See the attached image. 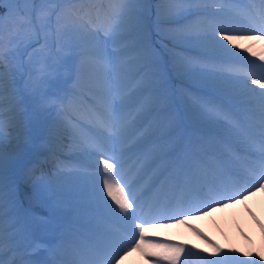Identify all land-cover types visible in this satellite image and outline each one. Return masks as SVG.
I'll return each mask as SVG.
<instances>
[{"label":"bare ground","instance_id":"6f19581e","mask_svg":"<svg viewBox=\"0 0 264 264\" xmlns=\"http://www.w3.org/2000/svg\"><path fill=\"white\" fill-rule=\"evenodd\" d=\"M145 2L146 9H142L140 12L143 10L144 13L147 12L144 20L151 38L158 41L164 52L163 54L160 49L152 45L162 75V82L157 81L147 90L132 93L130 100L121 104L120 114L127 117L129 113H135V124L130 129L127 138H111L103 133L105 143L108 145L107 154L111 153L116 161L123 158L118 168L123 174L125 163L133 161L131 166L137 165L138 171H142L143 176L146 175L149 182L161 178L166 186L181 187V185L179 186L180 181L185 182L188 186L191 184L196 186L207 174H193L188 168L192 164L198 163L201 155L213 158L210 150L223 153L227 148L226 141L211 131V128H217L223 133L231 135L236 143L243 144L242 138L234 136L235 128L226 121L229 119L232 123H237L242 116L223 98L231 97L240 107L254 110L253 115L248 112L250 118L255 119L256 123L260 121L261 99H256L255 95V93H259L258 85H253L242 75L240 76L235 69L238 64L234 61H236L235 57L243 59L247 57L262 62L256 61L257 65L264 64L261 59L264 57V47L261 45L263 51L253 50L249 45V39L241 34H236V31L226 33L232 35L235 40L234 44L224 41L228 46L227 51L220 44L214 42L212 39L214 30L228 28L214 24L213 18L210 15L207 16L204 10L205 8H220L222 5L218 2H211V0H185L183 3H180L179 0H147ZM79 18L81 17L74 19L75 26L83 23L84 27L82 34L77 37L82 40L89 56L95 55L97 42L83 33L95 32L99 29L103 35V26L105 25L101 24L98 27L90 24L84 18L83 21H80ZM219 18L220 16L217 14V19ZM228 22L234 25L230 20ZM262 41L264 42V39ZM116 47L118 45H113L111 42L107 45L109 50ZM128 55L131 56L134 53ZM124 58L114 55L112 61L119 63ZM231 67L233 68L229 73L228 70ZM78 68L80 74L78 78L83 81L89 97L96 96L99 99L109 96L115 97L119 101L121 95L132 92L134 87V73L130 71L127 77L121 78L120 83L116 85L117 91L109 93L107 81L114 80L116 76L113 73L110 77L108 68L97 63L95 57L80 58ZM256 77L257 74L254 73L253 78ZM245 83L256 91L246 89ZM69 88L71 91L76 90L71 85ZM212 90L219 95L210 93ZM149 95L152 97L153 103L149 105L148 110L137 115L138 105ZM245 99L251 101L244 102ZM99 104L102 110V104ZM70 116L73 115L70 114ZM85 117L86 114L83 113L78 115V118ZM247 120L251 119L247 118ZM81 122L87 126L89 131L95 130L91 124L85 123V120ZM72 124L66 119L57 118L50 126L61 128L57 131L49 129L53 132L50 131L43 143L38 145L45 151L52 142L57 141L63 147V154L67 156V164L71 162L76 165L78 162L76 160H80L92 166H100L102 172H89L84 176L83 169L75 171L59 169L53 174L52 180L50 177L46 181L49 192L45 191L44 194L45 186L42 184L41 194L45 200L34 195L33 192L31 195L27 192L30 204L34 203L43 208L49 197L54 196L56 197L55 203L58 205L72 207L70 210L65 208L60 210L47 205L50 208L52 219L58 220L61 224V233L65 235L63 239H59L60 247L65 249L69 247L70 235L74 233V230L85 235V233L88 234L86 228L89 227L95 232L96 239L105 236L103 231L96 229L98 226L94 219H98V217L92 214L93 211L118 213L110 210V197L107 192L103 191L105 179L111 183L108 172L105 171L104 165L101 163L106 159L103 158L105 155L101 154L103 156L101 157L84 146L83 130L76 129ZM10 129L13 132L17 131L12 126ZM252 129L255 130L250 124L244 128L247 132ZM257 129H259L258 126ZM62 130L66 131L65 135ZM239 143L237 144L241 145ZM0 144L7 146L13 156L20 153V141L9 143L8 140H2ZM133 144L135 147H131ZM199 144L203 147L208 146V148H203L199 153L195 148ZM109 162L113 163L111 160ZM171 163L174 165L169 170ZM181 165H183L182 172L179 170ZM62 166L67 167L68 165ZM49 168L58 169L56 164H51ZM9 178L12 179V177ZM9 178L6 179L8 182ZM28 186L30 185H25V187ZM37 189H39L38 186L34 187L33 191ZM114 190L116 189L113 187V193ZM235 200L224 207H218L209 215L192 217L190 226L168 224L160 227L159 229L166 235L152 241L160 243L157 246L159 247L157 253L153 249L148 253L149 248L147 247L133 249L128 252L125 260H118V264H153L149 259L163 252L169 254L164 257V260L170 262L166 258L176 255L178 245L186 246L180 254L178 264H245V261L264 264V187L262 190L260 186L248 197ZM111 208L113 207L111 206ZM221 208L225 209L221 210ZM228 210H231L232 214H228L225 219L222 218V212ZM36 212L38 211H33L34 214ZM19 217L22 216L15 214L6 196L3 216L4 239L12 240L14 235H19L24 242H29L23 238L22 234L27 237L31 230L37 231V229L34 227L32 229L23 219L19 220ZM70 220L74 222H70ZM14 227L20 228L22 234L19 230L15 231ZM188 227L192 229L191 232L186 231ZM85 236L87 237V235ZM91 237L90 235L89 238ZM105 240H107V236H105ZM24 242L18 246H24L26 251L31 252L30 245ZM75 245L80 247L77 242ZM82 245L86 247L85 244ZM34 246L38 248L36 245ZM4 247H6V252L7 245L5 244ZM217 249L219 251H216ZM60 251V249H55L56 253H60ZM70 251L68 250V252ZM36 254L40 257L50 255L55 257V253L50 249L41 247L36 251ZM140 254L141 257H139ZM86 257L88 260L92 259L89 255ZM113 264H117V261Z\"/></svg>","mask_w":264,"mask_h":264},{"label":"snow or ice","instance_id":"6c2138e0","mask_svg":"<svg viewBox=\"0 0 264 264\" xmlns=\"http://www.w3.org/2000/svg\"><path fill=\"white\" fill-rule=\"evenodd\" d=\"M18 0H0V9H7V12H0V24H2L4 16L11 12L12 5L17 3ZM180 3L185 2V0H179ZM211 2H217V0H211ZM222 2H228V0H222ZM116 3L120 5L119 8L113 10L112 23L104 30L103 35H101L100 30L97 29L95 32H87L83 33L88 35L92 40L96 41L95 46V55L97 57V63H99L102 67L108 68V74L111 77L113 73L116 78L114 80H109L107 83L109 84L108 92L117 91L116 85L120 83L121 78H126L128 73L131 71L134 73V87L132 92L121 95L119 101L116 100L115 97H101L97 98L96 96L90 97V102L93 106L97 103L102 104V110L99 111L96 120L95 126L101 129L104 133H106L111 138H127L130 133V129L135 124V118L129 119L126 116H122L120 114L121 104L125 101L130 100L132 93L136 91H144L147 90L151 85L156 83L157 81L162 82V75L158 68V63L156 60V53L151 44V34L148 29V26L145 23L144 17L137 11L139 5L143 3V0H116ZM260 5L259 8L254 11H250L247 13V17L249 22L251 23H259L260 27L257 29H249L250 31H259L264 32V0H258ZM48 5H52L51 7H46ZM55 5L53 4V0H41V7L37 12V16L35 21H33L32 17L29 15L27 17H21L20 23L21 27L25 29H30L25 33V36L21 38L18 42V46L24 44L25 39H30L33 35L36 34V27L39 25L41 29L48 27L51 21V14L54 11ZM205 10H207L205 8ZM80 21H83V17L79 18ZM56 25L58 31L63 30V28L67 27L66 25H61V18L59 15L56 17ZM83 23H80L74 26V31L77 35L82 34ZM239 31L237 29H224V28H216L214 30V34L212 39L214 42L220 44V46L227 51L228 46L224 43L227 41L229 44H234L235 40L232 35H228L226 33ZM2 38V37H0ZM261 39H264V36H261ZM111 42L113 45H118L113 50H109L107 48L108 43ZM129 53H134V55L129 56ZM7 55L6 51L0 47V69L3 67H7L4 63V58ZM125 57L120 60L119 63H113V56ZM264 60V57H261ZM22 67V66H21ZM252 84H258L261 89H264V76L260 79H252ZM0 85H2V70H0ZM245 88L255 92L256 89H252L247 83H245ZM261 97V110H260V121L258 127L260 129L259 135V172L260 175L256 179V183L261 187H264V91L260 92ZM153 103L152 97L149 95L146 99L138 105L136 109V114L148 110L150 104ZM129 116L132 114L129 113ZM4 136V124L3 121H0V142H2ZM91 147H93L97 152L106 156V159L101 161L103 163L105 171L115 175L116 173L113 171L114 169H118L120 167V163L116 161L114 156H108L105 151V146L103 143L97 142L95 140L92 141ZM131 147H135L133 144ZM252 155H257V151H253ZM113 161L110 163L109 161ZM119 188V185H116ZM121 192V197H117L113 193V184L109 182L108 179L104 181L103 191L107 192L108 196L111 197L115 204L119 206V210L121 213H124L125 216L123 218L127 219L128 216L133 215L136 206V199L134 196L129 195L128 198H123V189H119ZM17 190L15 187V181L9 178V185L7 192L5 191V174L2 164V158H0V254L4 251V205L6 196L8 199V203L10 205H14L16 203L17 198ZM221 199H230V196L225 197L221 196ZM218 202V201H213ZM105 203H107L105 201ZM109 208L112 212H116V209ZM131 210V211H130ZM189 211H194L198 209H187ZM143 223V222H142ZM139 230L140 238L143 239V228L141 224H137L133 230L132 236L125 242V247L130 245L136 238V230ZM139 244H135V247L139 248ZM185 245H178V251L175 256L168 257L170 264H178L180 259L181 252L185 249ZM107 244L104 239H101L99 242L92 246L91 252L94 257H98L97 259H93L88 262H80V264H113V261H117L120 253L125 250L124 247L120 248L115 252L114 255H106ZM216 251H219L218 249ZM0 264H16L14 259L5 262L2 258H0ZM29 264H40L39 261H30ZM63 264H69V262L65 261ZM245 264H255L254 261H245Z\"/></svg>","mask_w":264,"mask_h":264},{"label":"rangeland","instance_id":"374dc122","mask_svg":"<svg viewBox=\"0 0 264 264\" xmlns=\"http://www.w3.org/2000/svg\"><path fill=\"white\" fill-rule=\"evenodd\" d=\"M55 1L58 2V4H55ZM145 1L147 0H143V3L137 8L140 14L143 13V17L147 12L145 11L144 13V10L142 12L140 11L146 9ZM66 3L67 0H53L55 7L51 14L52 23L43 29L37 25L36 34L30 39H25L24 44L19 46L18 42L25 36L27 31H30V29L21 27L20 18L30 15L33 21H35L37 12L41 7V0H18L17 3L12 5L11 12L4 16L3 22L0 24V37H2L0 38V47L6 51L7 55L5 56V60H10L13 66V72L17 78H12L16 83L10 79L9 83L13 86L9 85L5 82L6 75L4 67L0 69L2 70V85H0V113L2 117L0 116V121H3L4 133H10V127L17 123L18 115L15 111L16 103H21L19 106L21 109H25V106L29 104L32 105L33 108L38 107L37 109L39 110L35 112L36 117H33V121H31L35 126H37L36 124L38 123V131L46 130L48 124L54 122L57 118L62 120L59 116H62L64 111L61 110L60 106L57 107L53 105L55 102L61 103L62 98L58 97V99L55 100L56 96L53 95H62L63 92H61L60 89L68 88L70 77H75L76 80L80 77V74L78 76V63L80 58L87 57L88 55L86 54L87 51L84 49L82 40L77 37L74 31L75 21L73 15L67 10ZM51 6L52 5H48L46 7ZM115 7L119 8L120 5L115 2ZM0 12H7V9H0ZM57 15L61 18V25L67 26L60 31H58L55 22ZM76 44H81L83 47L81 55L73 50V46ZM249 45H251L253 50L263 51L262 47H264V43L258 44V42L249 40ZM84 51L86 53H84ZM244 59L253 63L257 61L247 57ZM38 63H40V65L37 67ZM261 66L264 67V64H261ZM25 72L28 76L24 78L20 77ZM79 83L81 85L80 88H85L82 80H79ZM15 87L18 88L17 91ZM23 126L25 125L23 124ZM40 134L41 133H38L37 135ZM17 139H20L19 135L11 136L8 134L3 136V140H8L9 143L18 141ZM31 142L32 144L27 145L28 147L25 152L23 151V145H19L20 153L12 158H10L8 154H5L9 152L7 146L0 144V158H2V164L7 161L17 164L22 159L24 160L23 163L26 160H30L35 149L32 140ZM21 152L25 155H22ZM31 175L33 176L29 179L30 184L38 185L39 189L34 191L32 189L28 193L31 195L33 192L34 195H38L45 200V197L41 194V175L38 173H33ZM17 193L16 199L19 198L18 190ZM54 199L51 200V202H54ZM22 203L25 205L24 202ZM48 212H50V208L46 205L43 207V210L40 209L37 214H33V222L35 220L36 225L39 228L45 229L43 232L47 233L52 229L51 225L53 224L50 221H46ZM228 214L229 210L223 212L222 215L226 217ZM147 252H151V249L149 248ZM151 263L158 264L156 260H151Z\"/></svg>","mask_w":264,"mask_h":264}]
</instances>
